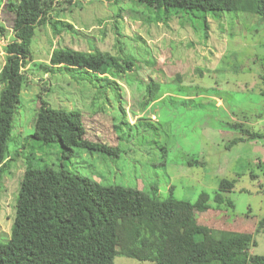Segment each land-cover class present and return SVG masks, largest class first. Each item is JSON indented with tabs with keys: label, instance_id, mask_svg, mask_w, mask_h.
<instances>
[{
	"label": "rangeland",
	"instance_id": "374dc122",
	"mask_svg": "<svg viewBox=\"0 0 264 264\" xmlns=\"http://www.w3.org/2000/svg\"><path fill=\"white\" fill-rule=\"evenodd\" d=\"M6 6L3 0L0 70L4 46L13 38ZM50 20L71 28L58 31ZM50 20L35 30L23 67L25 84L0 178V240L10 237L20 180L31 164L62 166L102 185L138 188L161 199L171 192L194 202L205 192L210 208H195L193 218L211 228L252 233L256 245L249 252L264 255V226L257 223L264 216V18L242 11L168 12L135 0H58ZM55 47L127 56L133 69L126 81L101 76L118 90L93 76L90 84L78 74L49 69ZM149 78L160 89L144 104ZM41 99L80 111L85 138L119 151L64 152L57 142L42 144L32 136ZM245 129L263 137L249 138ZM238 136L244 139L231 144ZM222 178L234 186L217 206ZM115 264L155 263L116 256Z\"/></svg>",
	"mask_w": 264,
	"mask_h": 264
},
{
	"label": "trees",
	"instance_id": "16d2710c",
	"mask_svg": "<svg viewBox=\"0 0 264 264\" xmlns=\"http://www.w3.org/2000/svg\"><path fill=\"white\" fill-rule=\"evenodd\" d=\"M5 1L6 11L12 14L13 38L4 46L5 61L0 70V178L25 84L23 67L31 56V41L35 30L50 20L58 0ZM135 1L168 12L178 10L195 15L242 11L264 18V0ZM2 3L0 0V6ZM50 22L58 31L71 28L61 20ZM0 32H3L1 25ZM133 65L127 56L68 47L53 48L49 59L51 70L78 74L90 84L93 79L104 80L116 90L119 89L116 82L101 76L110 74L126 81L124 75ZM159 89L149 78L143 89L144 104L153 100ZM244 133L249 138L263 137L247 129ZM32 136L42 144L57 142L64 152L72 151L73 147L107 154L119 151L85 138L80 111L54 108L43 99L36 109ZM243 139L238 136L230 143ZM187 162L191 164V160ZM233 186V180L220 179L214 195L217 206L225 200L223 193ZM208 197L201 192L190 202L176 199L170 192L161 199L138 188L102 185L62 166L35 168L28 164L19 184L10 237L0 240V264H115L116 256L155 264H264V255L249 252L256 245L252 233L211 228L197 222L196 216L193 218L195 208H210ZM227 203L232 205L230 200ZM257 223L263 227L264 216Z\"/></svg>",
	"mask_w": 264,
	"mask_h": 264
}]
</instances>
